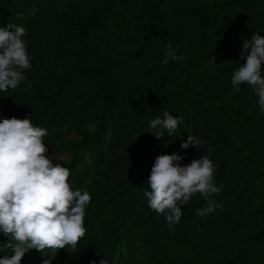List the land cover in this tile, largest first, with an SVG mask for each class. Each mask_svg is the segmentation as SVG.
Masks as SVG:
<instances>
[{"label":"trees","instance_id":"1","mask_svg":"<svg viewBox=\"0 0 264 264\" xmlns=\"http://www.w3.org/2000/svg\"><path fill=\"white\" fill-rule=\"evenodd\" d=\"M8 23L25 28L31 68L0 90V120L46 129L45 155L91 196L76 248L21 264H264V110L231 83L243 42L264 36V0H0ZM169 44L178 59L165 65ZM165 110L183 122L157 140L149 125ZM188 135L198 150L181 149ZM173 153L208 156L222 188L214 211L196 215L197 193L170 225L145 192L156 157Z\"/></svg>","mask_w":264,"mask_h":264},{"label":"clouds","instance_id":"2","mask_svg":"<svg viewBox=\"0 0 264 264\" xmlns=\"http://www.w3.org/2000/svg\"><path fill=\"white\" fill-rule=\"evenodd\" d=\"M37 10L33 9L35 14ZM26 30L22 26L8 23L0 26V90L17 89L26 80L24 71L31 68L25 41ZM178 59L176 52L167 47L163 63L168 58ZM242 65L232 73L231 83L236 91L247 84L258 97L264 110V36L255 33L251 40L243 42ZM31 87L28 82L27 91ZM183 122L163 112L150 122L153 136L160 140L173 134ZM47 130L34 127L28 117L24 119L4 118L0 120V233L8 237L0 246L12 250V255L0 258V264H21L26 252L35 249L41 253L47 248H76L85 235V208L91 200L87 191H73L67 182L70 170L53 162L45 155L47 148L42 138ZM202 141L196 135H188L181 149L189 146L198 150ZM212 151L211 148L208 149ZM183 156L177 153L158 155L152 166L145 192L151 209L166 213L170 225L178 224L182 211L180 204H187L199 193L206 201L196 215L203 216L215 210L216 202L211 198L221 187L214 184V166L208 156H200L189 164H181ZM95 264V261L92 262ZM100 264H106L104 260Z\"/></svg>","mask_w":264,"mask_h":264}]
</instances>
